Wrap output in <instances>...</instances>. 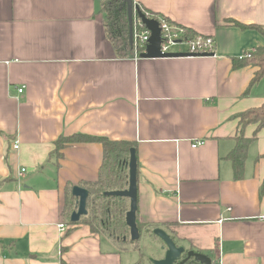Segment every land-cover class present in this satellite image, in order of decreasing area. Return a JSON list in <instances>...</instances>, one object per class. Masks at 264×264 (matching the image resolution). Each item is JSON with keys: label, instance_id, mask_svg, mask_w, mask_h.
Returning <instances> with one entry per match:
<instances>
[{"label": "crops", "instance_id": "crops-1", "mask_svg": "<svg viewBox=\"0 0 264 264\" xmlns=\"http://www.w3.org/2000/svg\"><path fill=\"white\" fill-rule=\"evenodd\" d=\"M105 1L0 0V264H131L126 242L65 219L69 191L104 159L99 143L51 156L74 135L136 145L137 216L153 233L216 264H264V128L242 181L228 159L239 116L264 104V76L249 89L258 68L234 67L264 36L234 23L264 27V0H134L215 39L214 56L150 59L118 54Z\"/></svg>", "mask_w": 264, "mask_h": 264}, {"label": "trees", "instance_id": "trees-1", "mask_svg": "<svg viewBox=\"0 0 264 264\" xmlns=\"http://www.w3.org/2000/svg\"><path fill=\"white\" fill-rule=\"evenodd\" d=\"M104 10L107 12V28L108 36L116 47V50L120 56L130 55L134 51V40L131 43L129 39L128 24V9L127 5L117 0H106ZM146 13V12H145ZM152 14V13H151ZM155 19H160L158 15L152 14ZM138 17V16H137ZM167 22L171 23L168 18H163ZM135 21V17H134ZM235 26H239L243 29H256L264 36V27L253 25L245 26L238 23H234ZM186 37L194 38L196 33L191 32L189 29H185ZM142 52V50H139ZM234 67L239 69L243 66H255L258 68L253 81L250 84V88L254 87L261 78L264 76V48L258 47L252 52L251 58H239L235 61ZM239 134L237 136V145L235 149L230 153L228 159L232 163V169H234L235 181H242L246 175V161L248 159V150L252 144L256 142L258 133L264 128V104L253 110L242 113L239 116ZM258 125L256 133L252 139L245 138V129L250 125ZM82 143H99L103 147V163L99 170V177L94 182L82 183L80 186L87 189L90 192L88 199V215L83 216L77 223L71 222V215L74 212L73 208L76 206L73 203L72 191H69L67 201L64 208L65 219L71 225L86 224L91 228L93 233L102 234L114 239H120L123 243H131L135 246V249L143 255V250L139 246V242L145 234H151L155 237V234L150 230V227L146 224H142L137 221L138 230L141 233L140 240L138 242H132L130 240V231L126 223V213L129 210V202L127 198H119L113 196H105V193L109 191H124L128 188L129 172L128 162L130 159L131 149H136V145L132 142H118L107 140L98 137L74 135L71 137H62L56 142V150L51 154L54 155L57 160H60L62 150L66 147L82 144ZM11 179H9L10 181ZM6 181H0V187ZM264 194V181L261 187V195ZM126 240L124 241V239ZM174 240V239H173ZM176 243V242H175ZM146 257V255H143ZM138 264H146L141 259ZM152 264V263H151ZM188 264H201L196 261H192ZM216 264V263H214Z\"/></svg>", "mask_w": 264, "mask_h": 264}, {"label": "water", "instance_id": "water-1", "mask_svg": "<svg viewBox=\"0 0 264 264\" xmlns=\"http://www.w3.org/2000/svg\"><path fill=\"white\" fill-rule=\"evenodd\" d=\"M119 1V0H118ZM127 5L128 9V24L130 25L129 29V39L131 43L133 42V34H134V16L137 14L141 22L144 26L151 32L149 45L146 48V52L141 54V57L144 59L150 58H165V57H180V56H204L210 57L214 56V54H202V55H189L187 53H163L161 52L162 46V38H161V26L160 23L154 18H148L147 14L139 8L138 5L134 3V0H121ZM130 159L128 162V172H129V181L128 188L124 191H109L105 193V196H113L119 198H127L130 201L129 210L126 213V223L129 227L130 231V240L132 242H138L141 237V233L138 230V209H139V201H138V157H136V150L131 149L130 151ZM72 195L76 198V210L71 215V222L77 223L81 220L83 216L88 215V199L90 197V192L81 187L75 186L72 188ZM154 234L158 236L164 243L166 247V253L164 258L152 260V264H178L181 261L182 255L187 252V257L180 264H185L191 258L196 262L201 264H213V259L203 253H198L194 250H187L186 247H181L175 243L171 235H169L166 231L162 229H155ZM126 238L124 239V241Z\"/></svg>", "mask_w": 264, "mask_h": 264}, {"label": "built area", "instance_id": "built-area-1", "mask_svg": "<svg viewBox=\"0 0 264 264\" xmlns=\"http://www.w3.org/2000/svg\"><path fill=\"white\" fill-rule=\"evenodd\" d=\"M147 17L154 18L153 15L147 14ZM155 19V18H154ZM161 26V38L162 46L161 52L165 53H187L189 55H202V54H215L216 43L213 37H205L202 35H195L194 38L186 37L185 28L178 27L173 23L167 22L165 19H156ZM135 29H134V51L136 57H140L142 53L146 52V48L149 45L151 32L144 26L139 17L135 18ZM139 50H142L140 52ZM252 52H246L240 58H251ZM25 87L19 89V93L22 94ZM204 141H197L192 147L197 149V147L204 145ZM20 143L15 141L13 144L14 151L19 150ZM26 173V169L20 171V176ZM61 231H65V225H60Z\"/></svg>", "mask_w": 264, "mask_h": 264}, {"label": "rangeland", "instance_id": "rangeland-1", "mask_svg": "<svg viewBox=\"0 0 264 264\" xmlns=\"http://www.w3.org/2000/svg\"><path fill=\"white\" fill-rule=\"evenodd\" d=\"M155 240V239H154ZM149 239L147 236H142L139 246L142 248L143 255H146V257L137 251L135 249V246L131 243H126L125 246L131 248L126 250H123L122 255L125 261H128V263L134 264L136 262H140L141 259H143L146 264H151L152 260L156 259H162L165 256L166 253V247L163 244V241L156 237V240ZM123 246V244H122ZM130 250V252H129Z\"/></svg>", "mask_w": 264, "mask_h": 264}, {"label": "flooded vegetation", "instance_id": "flooded-vegetation-1", "mask_svg": "<svg viewBox=\"0 0 264 264\" xmlns=\"http://www.w3.org/2000/svg\"><path fill=\"white\" fill-rule=\"evenodd\" d=\"M133 24H134V29H135V25H136V24H135V21H133ZM187 250H188V249H187ZM186 257H187V252H185V254L182 255V257H181L182 260L179 261L178 264H180L181 262H183V261L185 260ZM192 261H195V260L191 258V259H190L188 262H186L185 264H188V263H190V262H192Z\"/></svg>", "mask_w": 264, "mask_h": 264}]
</instances>
